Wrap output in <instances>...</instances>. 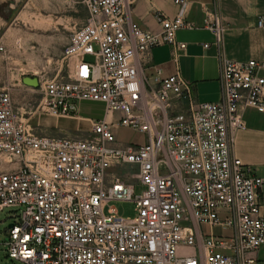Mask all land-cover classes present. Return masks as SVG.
Listing matches in <instances>:
<instances>
[{
  "label": "built area",
  "instance_id": "built-area-1",
  "mask_svg": "<svg viewBox=\"0 0 264 264\" xmlns=\"http://www.w3.org/2000/svg\"><path fill=\"white\" fill-rule=\"evenodd\" d=\"M77 3L86 18L61 50L67 76L59 78V70L38 79V108L67 117L78 102H99L104 116L92 123L95 141L39 136L0 92V155L10 160L2 164H16L0 170V213L22 208L4 231L7 257L21 264H257L248 255L264 246V177L233 157L231 147L245 128L242 111L264 114L258 74L264 56L246 62L222 57L221 21L207 12L220 96L196 103L179 75L151 82L143 75L150 50L175 45V33L191 27L182 16L157 15L161 30L152 34L130 20L131 0ZM113 115L116 126L143 135L144 142L117 143ZM124 165L135 168L132 183L111 175ZM135 185L143 188L139 194ZM111 202L132 203L135 215H117ZM201 226L209 232L203 235Z\"/></svg>",
  "mask_w": 264,
  "mask_h": 264
},
{
  "label": "rangeland",
  "instance_id": "rangeland-1",
  "mask_svg": "<svg viewBox=\"0 0 264 264\" xmlns=\"http://www.w3.org/2000/svg\"><path fill=\"white\" fill-rule=\"evenodd\" d=\"M78 0H0V92L10 97L14 112L19 121L39 136L67 137L95 141L90 121L103 118L102 108L92 102H78L76 115L80 117L79 129H74L76 120L69 117H53L43 107L42 88L26 86L23 77H35L40 81L52 78L60 70L59 78L67 76L66 65L61 61V50L68 35L85 20V12ZM41 41V43L36 42ZM90 61L91 58H86ZM116 142L121 145H139L143 135L116 126L117 116L110 119ZM9 158L0 155V170L16 166ZM111 175L132 183L135 168L124 165L111 169ZM142 187L135 185L134 193L139 194ZM117 215L133 217L134 205L130 202H111ZM108 208H105L106 213ZM22 208L5 209L0 213V264H21L9 259L3 247L5 229L14 222L13 215L19 216ZM203 235L209 232L201 226ZM212 233L220 236L221 230L213 228Z\"/></svg>",
  "mask_w": 264,
  "mask_h": 264
},
{
  "label": "crops",
  "instance_id": "crops-1",
  "mask_svg": "<svg viewBox=\"0 0 264 264\" xmlns=\"http://www.w3.org/2000/svg\"><path fill=\"white\" fill-rule=\"evenodd\" d=\"M182 1L183 5L175 4L174 0H131L129 18L146 32H160L157 15L167 19L180 15L191 26L174 35L175 45H183L182 49L163 44L150 50L143 75L151 82L154 77L177 74L190 86L196 103L215 102L220 96L218 57L213 35L204 27L205 15L214 12L220 18L222 57L235 62L260 60L264 56V0ZM258 21L262 22L259 27ZM258 74L264 78V68ZM92 103L98 104L104 113L102 103ZM241 116L245 128L233 137L232 156L252 169L255 176L264 177V114L247 108ZM69 118L76 120L74 129L78 130L80 117L75 113ZM248 256L257 264H264V246Z\"/></svg>",
  "mask_w": 264,
  "mask_h": 264
},
{
  "label": "water",
  "instance_id": "water-1",
  "mask_svg": "<svg viewBox=\"0 0 264 264\" xmlns=\"http://www.w3.org/2000/svg\"><path fill=\"white\" fill-rule=\"evenodd\" d=\"M21 82L26 85L33 88H36L38 86V80L35 77H23L21 79ZM11 224H8V227H11Z\"/></svg>",
  "mask_w": 264,
  "mask_h": 264
},
{
  "label": "bare ground",
  "instance_id": "bare-ground-1",
  "mask_svg": "<svg viewBox=\"0 0 264 264\" xmlns=\"http://www.w3.org/2000/svg\"><path fill=\"white\" fill-rule=\"evenodd\" d=\"M45 157H47V156H45ZM48 164H49V162H48V160H46V158H45V159H44V163L42 164V167L45 168V167L48 166Z\"/></svg>",
  "mask_w": 264,
  "mask_h": 264
}]
</instances>
